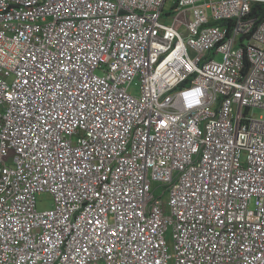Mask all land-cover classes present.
Here are the masks:
<instances>
[{
	"label": "built area",
	"instance_id": "built-area-1",
	"mask_svg": "<svg viewBox=\"0 0 264 264\" xmlns=\"http://www.w3.org/2000/svg\"><path fill=\"white\" fill-rule=\"evenodd\" d=\"M255 5L0 0V264H264Z\"/></svg>",
	"mask_w": 264,
	"mask_h": 264
},
{
	"label": "rangeland",
	"instance_id": "rangeland-1",
	"mask_svg": "<svg viewBox=\"0 0 264 264\" xmlns=\"http://www.w3.org/2000/svg\"><path fill=\"white\" fill-rule=\"evenodd\" d=\"M175 0H172V2ZM171 2L168 3L167 7L169 8L171 5ZM169 21H166V24H169ZM217 60H220V57L217 58ZM99 74V72H97ZM132 94L134 96L139 95L138 86H133ZM243 158H245V155H243ZM52 205V199L48 194H42L36 196V206L39 211L41 210H48L51 208ZM167 241L170 243V237L169 234L167 235Z\"/></svg>",
	"mask_w": 264,
	"mask_h": 264
},
{
	"label": "trees",
	"instance_id": "trees-1",
	"mask_svg": "<svg viewBox=\"0 0 264 264\" xmlns=\"http://www.w3.org/2000/svg\"><path fill=\"white\" fill-rule=\"evenodd\" d=\"M253 15L264 19V5H255L253 7Z\"/></svg>",
	"mask_w": 264,
	"mask_h": 264
}]
</instances>
